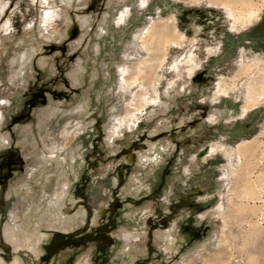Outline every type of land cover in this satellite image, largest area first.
Listing matches in <instances>:
<instances>
[{"label":"rangeland","instance_id":"rangeland-1","mask_svg":"<svg viewBox=\"0 0 264 264\" xmlns=\"http://www.w3.org/2000/svg\"><path fill=\"white\" fill-rule=\"evenodd\" d=\"M244 1L261 14L234 28L235 18L209 0H0V152L15 148L29 160L11 186L24 205L18 218L9 214L10 190H0V261L10 264L11 246V264H39L43 229L103 220L115 247L82 249L74 264H264V0ZM147 30L150 53L141 43ZM164 34L184 36L166 57L157 48ZM220 82L230 90L216 98ZM44 87L64 97H49L9 133ZM254 87L263 91L244 111ZM136 141L145 149L124 168L119 156ZM72 181L85 182L78 196L93 216L83 220L81 205L55 223L44 210L34 215ZM114 190L139 199L103 218ZM154 192L157 202L139 201Z\"/></svg>","mask_w":264,"mask_h":264},{"label":"flooded vegetation","instance_id":"flooded-vegetation-1","mask_svg":"<svg viewBox=\"0 0 264 264\" xmlns=\"http://www.w3.org/2000/svg\"><path fill=\"white\" fill-rule=\"evenodd\" d=\"M49 97L53 98H63L64 94H56L55 92L47 89L46 87L39 89L37 91L32 92L30 94V97L27 102V109L26 111L21 114L20 116H17L11 120V123L8 126V132L10 133L12 129L20 124L21 122L28 120L33 112V110L37 106H46L48 104ZM207 112V110H205ZM198 125V124H195ZM194 125V126H195ZM203 135V133L201 134ZM201 135H199L197 138H199ZM194 138V137H193ZM127 150L131 151L133 154H127V150L125 153V157L119 156V160L121 161V166L124 168H130L135 165L137 162L138 154L136 151H142L145 149V145L142 143L136 141L135 143H127ZM133 149V150H132ZM153 154L159 153L160 156H164V154L156 149ZM167 153L165 154L164 158L167 159V155H170V147L166 150ZM0 190H10L9 194L10 196L7 198V203L10 205V216L11 219L18 218L19 215H21V211L24 209V205H20L17 198L14 196V194H11V186L14 183L15 179L18 178L21 175H24L27 171V164L28 161L21 151L15 149V148H8L0 152ZM169 153V154H168ZM93 156V155H92ZM91 156V157H92ZM97 158V156H96ZM158 158V156L156 157ZM161 158V157H160ZM96 160V159H95ZM152 162L155 161L153 159H150ZM149 160V161H150ZM89 163H92L93 160H89ZM142 162H149L147 157L141 158ZM77 162L75 160L74 164ZM84 183L79 184L76 181L69 182L68 188L66 191V194L63 196V198H48V199H42L40 201V204H38L35 207H32V210L34 212V215L39 216L42 214V210L45 212H48L47 217H45L43 220H48L50 222H54L61 220L64 217L70 216L74 210H77L78 205L82 206V219H87L85 217V212L90 211V215L93 216L94 209L92 208L91 202H86L85 199L80 198L79 195V187L80 185H84ZM122 182H117L116 186L118 188H122ZM114 187V186H113ZM39 188H42V183H40ZM120 192V191H119ZM119 192L115 190L109 191L108 194L113 197V200L111 203L107 206L106 210L108 213L103 212L102 217L105 218L107 215L111 216V214H114L116 212L122 211L125 209V204L128 202H135L139 198H128V199H120L119 198ZM147 191L143 193H146ZM140 192L139 194H141ZM71 195L70 197H67L68 195ZM115 194V197L113 196ZM0 192V203L4 204V194L1 196ZM118 196V197H117ZM150 199L154 202H157V192H154L147 197H143L139 201H144ZM2 200V201H1ZM105 210V211H106ZM2 213V208H0V214ZM2 216V214L0 215ZM85 217V218H84ZM78 218V215L74 217ZM102 227H105V222L102 220V226L95 228L91 222H88L87 224L81 225L80 228L76 230H67L63 231L61 229H54V230H42L45 234H48L49 240L47 243H44L38 247V251L40 252V255L38 256V263L39 264H74L75 255L76 252L83 250H86V248H90V252H109L115 247V240L112 239V237L107 234L106 232L102 231ZM89 246V247H87ZM3 247V246H2ZM89 250V249H88ZM100 250V251H99ZM71 253L73 254L70 256L69 260H66L65 262V256L64 254ZM8 254L10 257V264L13 262L14 258V249L10 246H8ZM29 264V263H26Z\"/></svg>","mask_w":264,"mask_h":264},{"label":"bare ground","instance_id":"bare-ground-1","mask_svg":"<svg viewBox=\"0 0 264 264\" xmlns=\"http://www.w3.org/2000/svg\"><path fill=\"white\" fill-rule=\"evenodd\" d=\"M209 1H211V3L213 5H217L219 7L222 6L224 9L227 10L229 17H231L233 19L235 18V21H233L234 22V26H233L234 28H235V24H237L238 22H241L242 23L241 26H244V27L247 26L248 24L250 25L251 22H253L254 20H257L259 18L260 14H261V9L260 8H254L252 4H249V3L245 2L244 0H239L240 2H237V3L241 4L240 5L242 7L241 10L240 9L238 10L237 7L234 8L233 6H235V5L234 4L232 5V3H231L230 0H209ZM263 7H262V9H263ZM150 34H151V36H150ZM180 36H182V35H180ZM180 36L178 38L175 37L176 39H174V38L168 37L166 34H164L162 36V39L159 38V41L157 42V45H158L157 48H160V50L162 49V51H163V57H166L167 56L168 50L170 49V47L172 45H175V46H178L179 47L181 45V43H183V42H181V40H182V38L184 39V36H182V37H180ZM152 39H154V37L152 36V32L150 30H147L146 33H145V35H144V38L141 40L142 41L141 43H142L143 49L147 53L154 52L156 50L155 49L156 46L154 45V43H152L154 40L152 41ZM193 56L194 55H189L188 60L186 59L187 60V62H186L187 65H193L194 66V67L192 66V68L189 66V68H190V75H193V73H195L194 68H195L196 61H195V59H194ZM174 68H175V70H178V65L176 67H174ZM123 82L124 83H127V80L124 79ZM226 86L227 85L226 84H223V82L218 83V85H217V91H216V94H215L216 95V98H220L222 96H227V89H229V88H226ZM262 91L263 90H258L255 87L254 88H250V90H249V92L247 94V99H246L247 106H245L243 108L244 111L248 110L250 107H254V106L257 105V101L258 100H257L256 97L260 96V94L262 93ZM144 100H145V103H150V104H153V105H156V104L159 103L158 102V97H152V98L149 97L148 99L146 98ZM139 109H141V108H139ZM244 146H245V144L244 145H241L240 148L238 149V154H239L238 156H240V154H242V151H243V147ZM213 149L214 148L211 149V153H213ZM218 149H220V147L217 148V151H218ZM223 153H225V152H223ZM238 156H234V157H238Z\"/></svg>","mask_w":264,"mask_h":264},{"label":"crops","instance_id":"crops-1","mask_svg":"<svg viewBox=\"0 0 264 264\" xmlns=\"http://www.w3.org/2000/svg\"><path fill=\"white\" fill-rule=\"evenodd\" d=\"M0 264H4L3 261H0Z\"/></svg>","mask_w":264,"mask_h":264}]
</instances>
